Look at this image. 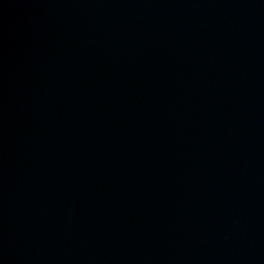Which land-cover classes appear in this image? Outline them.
<instances>
[{
    "label": "water",
    "instance_id": "water-1",
    "mask_svg": "<svg viewBox=\"0 0 264 264\" xmlns=\"http://www.w3.org/2000/svg\"><path fill=\"white\" fill-rule=\"evenodd\" d=\"M0 264H264V0H0Z\"/></svg>",
    "mask_w": 264,
    "mask_h": 264
}]
</instances>
